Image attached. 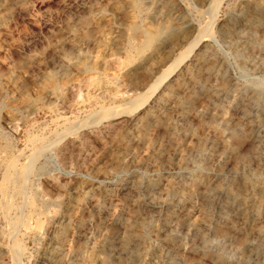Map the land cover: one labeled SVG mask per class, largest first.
I'll return each instance as SVG.
<instances>
[{
	"label": "rangeland",
	"instance_id": "rangeland-1",
	"mask_svg": "<svg viewBox=\"0 0 264 264\" xmlns=\"http://www.w3.org/2000/svg\"><path fill=\"white\" fill-rule=\"evenodd\" d=\"M212 1L0 0V264H264V0Z\"/></svg>",
	"mask_w": 264,
	"mask_h": 264
},
{
	"label": "bare ground",
	"instance_id": "bare-ground-1",
	"mask_svg": "<svg viewBox=\"0 0 264 264\" xmlns=\"http://www.w3.org/2000/svg\"><path fill=\"white\" fill-rule=\"evenodd\" d=\"M135 2V9L138 10V4H137V0H134ZM221 3V0H213L212 3H211V7H210V11H211V17H213V15L215 14L219 4ZM140 11V10H139ZM211 19V18H210ZM213 20V19H212ZM210 23V22H209ZM207 29V28H205ZM133 30L136 31L137 30V27H133ZM162 29H158L157 30V36H159L161 33H162ZM204 31V29H203ZM202 33V32H201ZM205 33V31H204ZM209 33V32H206V34ZM143 35V34H142ZM144 38H145V46H148L151 41L153 40V36L150 35V34H146L144 33ZM198 43V42H196ZM195 42L192 43H189L188 47L181 53L179 54L178 57H176V59L172 62V64L167 68V70L163 71L161 74H159V76L153 80L152 84H150L151 88H150V91L149 93L150 94H153L164 82H166L169 77L172 76V74L178 69L180 68V66L183 64V62L187 59V57L189 56V54L192 52V50L194 49L195 45H197ZM149 87V85H148ZM149 90V89H148ZM140 95V94H139ZM152 96V95H151ZM150 96V97H151ZM141 97V96H140ZM139 97V100L142 98ZM143 97H145L143 95ZM137 97H135L134 99L136 100ZM146 98H144L145 100ZM134 100V101H135ZM142 100V99H141ZM146 101V100H145ZM132 103H134L132 101ZM143 103V102H142ZM141 104V103H140ZM130 105V104H129ZM135 105V104H134ZM134 105H132L131 108L135 107ZM142 105V104H141ZM126 106V105H125ZM139 106V104L137 105ZM127 107V106H126ZM130 108V107H129ZM128 108V109H129ZM112 109V108H111ZM108 110V109H106ZM130 110V109H129ZM110 112V111H109ZM108 112V113H109ZM122 112V111H121ZM125 112V111H124ZM105 113V108L104 109H101L100 112H99V115H103ZM95 114V113H94ZM106 114V113H105ZM104 114V115H105ZM97 115V114H96ZM103 115V116H104ZM101 116V117H103ZM107 118V116L105 117ZM101 120V119H100ZM81 124V123H80ZM83 125V124H82ZM78 126V125H77ZM36 139V138H35ZM42 139L41 138H38L37 139V142H40L42 143ZM35 154L32 153L31 156H33ZM20 167V166H19ZM19 167H16V163L13 159H10L8 161H6L5 163V170H4V173L2 175V185H1V193H2V197H3V200H1V203H0V208L3 212L4 215H7L11 210L14 209V204L12 201L9 200V198H13V197H10V196H16V195H20L19 193H21V189H22V185L23 184V181L24 179L26 178H23L24 176L22 175L23 171L26 169V167H22L21 169ZM19 168V169H18ZM16 219V218H15ZM18 221V220H17ZM16 220H11V223L12 225H15L16 223L18 224ZM16 224V226H17ZM19 225V224H18ZM12 227V226H11ZM17 229V228H16ZM14 249L16 250L17 253H20L21 252V248L19 246V244L15 243L14 244Z\"/></svg>",
	"mask_w": 264,
	"mask_h": 264
}]
</instances>
